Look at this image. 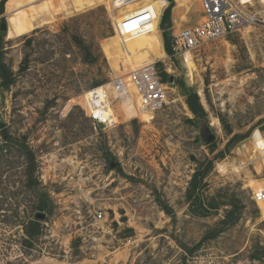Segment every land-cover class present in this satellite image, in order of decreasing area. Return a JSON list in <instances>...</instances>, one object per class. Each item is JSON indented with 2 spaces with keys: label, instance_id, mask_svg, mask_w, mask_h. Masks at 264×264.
Listing matches in <instances>:
<instances>
[{
  "label": "rangeland",
  "instance_id": "1",
  "mask_svg": "<svg viewBox=\"0 0 264 264\" xmlns=\"http://www.w3.org/2000/svg\"><path fill=\"white\" fill-rule=\"evenodd\" d=\"M110 1L4 4L1 52L14 81L0 78V264H264V202L251 199L264 188V30L210 43L188 68L153 27L150 42L114 35ZM163 3L153 2L158 17ZM173 5L170 37L201 19L197 0ZM155 62L173 78L161 110L149 117L114 103L112 127L90 119L88 90ZM206 160L203 203L219 209L200 216L187 189ZM235 208L237 222L223 225ZM34 221L40 234L29 238Z\"/></svg>",
  "mask_w": 264,
  "mask_h": 264
},
{
  "label": "built area",
  "instance_id": "2",
  "mask_svg": "<svg viewBox=\"0 0 264 264\" xmlns=\"http://www.w3.org/2000/svg\"><path fill=\"white\" fill-rule=\"evenodd\" d=\"M149 1L146 4H141ZM157 0H111L106 11L111 20L114 35L119 38L134 37L152 29L158 22L157 29L164 10L169 6L161 5V15L158 17L153 2ZM200 4L201 19L197 25L190 28L177 29L171 36L172 57L179 58L186 66L187 59L194 64L193 54L204 46L227 35L240 33L247 28L264 30V0H197ZM54 27L50 25L49 29ZM157 62V61H156ZM146 64L131 70L128 77L115 76L106 85L93 87L84 95L90 119L103 127H112L114 103L122 108L129 98L138 100L142 111L152 115L167 104L169 84L163 83L160 73L170 71L157 67L158 63ZM124 113V112H123ZM137 116H132L134 118ZM264 138V128L262 131ZM258 152V149H257ZM260 157V154H259ZM264 158L261 159L263 164ZM223 169L224 165H217ZM251 199L257 204L264 202V188L251 189ZM104 213H95L94 219L100 221ZM263 219V217H262Z\"/></svg>",
  "mask_w": 264,
  "mask_h": 264
},
{
  "label": "trees",
  "instance_id": "3",
  "mask_svg": "<svg viewBox=\"0 0 264 264\" xmlns=\"http://www.w3.org/2000/svg\"><path fill=\"white\" fill-rule=\"evenodd\" d=\"M8 0H0V14H3L4 12V4H5V11H6V3ZM169 3V6L164 10L160 23H159V31H161V39L163 43V51L167 56L172 57L173 52L171 49V37L169 34V30L172 26V20H171V14L173 9L174 0H167ZM156 22L153 25V28L155 30L157 29ZM1 42V41H0ZM158 65V64H157ZM0 78L2 80L4 87H9L12 85L14 78L13 74L9 71V69L6 67V65L3 62L2 52H1V43H0ZM160 78L163 83L169 82V76L165 73H160ZM99 85H95L94 87H97ZM176 86L180 89L183 96H186V102L189 110L191 113L196 116L199 119H205L206 113L202 106L200 105L199 98L197 94L191 90L188 89L183 81H180L176 84ZM230 132V131H228ZM249 136V133L246 135L236 136L232 138V141L228 144V148L234 144L235 142H238L240 140H244ZM4 138H7L6 135H4ZM212 151V148L210 149ZM213 152V151H212ZM224 153H219L216 158L223 157ZM216 160V159H215ZM213 168V162L212 161H205V162H199L198 166L193 173V176L190 180L188 189H187V201L190 204V206L193 207V210L196 214L200 216H208L211 214V212H217L219 209L218 204L209 203L207 206L203 203V195L202 192L204 190L205 186V179L210 173V171ZM39 209H44L43 202L40 201L39 203ZM236 208L231 211H226L224 220L221 221V223L225 226H233L237 220H238V213L235 212ZM28 226V225H27ZM40 224L38 221H34L29 223V228L26 229L25 227V234L29 238H33L34 236H37L40 234Z\"/></svg>",
  "mask_w": 264,
  "mask_h": 264
},
{
  "label": "bare ground",
  "instance_id": "4",
  "mask_svg": "<svg viewBox=\"0 0 264 264\" xmlns=\"http://www.w3.org/2000/svg\"><path fill=\"white\" fill-rule=\"evenodd\" d=\"M177 1V0H176ZM179 1V0H178ZM145 2H147V1H144V2H142L141 4H145ZM154 2H156V3H158V2H161V0H157V1H154ZM143 41H145V42H150V40H151V37H150V35H149V33H147V32H145V33H143V34H140V35H138ZM150 64V63H149ZM190 65H191V61H190V59H187V62H186V67H190ZM87 106V105H86ZM130 106H132L135 110H139V111H142V109L140 108V104H139V102H138V100H132V98H129V100H128V103L127 104H124L123 106H122V111H123V109L126 107V108H129ZM87 110H88V107H87ZM146 113V112H145ZM125 114V113H124ZM149 117H151L148 113H146ZM126 116V115H125ZM112 118H113V116H112ZM263 165H264V161H263Z\"/></svg>",
  "mask_w": 264,
  "mask_h": 264
},
{
  "label": "water",
  "instance_id": "5",
  "mask_svg": "<svg viewBox=\"0 0 264 264\" xmlns=\"http://www.w3.org/2000/svg\"><path fill=\"white\" fill-rule=\"evenodd\" d=\"M7 32V24L6 23H1L0 24V33H6ZM2 36L0 35V40H1ZM173 81L172 77H169V82L168 84L171 85Z\"/></svg>",
  "mask_w": 264,
  "mask_h": 264
}]
</instances>
